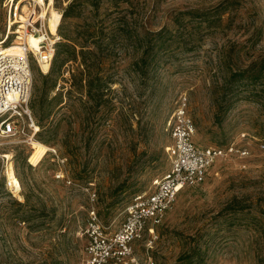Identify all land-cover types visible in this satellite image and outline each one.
<instances>
[{
  "label": "rangeland",
  "instance_id": "1",
  "mask_svg": "<svg viewBox=\"0 0 264 264\" xmlns=\"http://www.w3.org/2000/svg\"><path fill=\"white\" fill-rule=\"evenodd\" d=\"M49 6L61 14L56 45L75 52L60 74L31 62L38 130L0 138L10 155L0 157V264H78L91 209L106 232L118 228L132 196L168 167L182 98L197 144L235 141L252 153L218 158L202 184L181 189L127 264H264V0H52V26ZM8 10L0 0V38ZM85 54L90 93L83 76L75 85Z\"/></svg>",
  "mask_w": 264,
  "mask_h": 264
},
{
  "label": "built area",
  "instance_id": "2",
  "mask_svg": "<svg viewBox=\"0 0 264 264\" xmlns=\"http://www.w3.org/2000/svg\"><path fill=\"white\" fill-rule=\"evenodd\" d=\"M19 1L9 0L5 31L0 38V138L26 134L31 128L36 132L29 106L31 62L35 61L40 68L46 64L48 71L60 39L58 26L57 35H50L47 30L48 13H43V8L48 10V0H45L46 6L37 0H26V13L23 5L19 13ZM23 14V20L17 18ZM12 34L14 39H10ZM30 34L39 37L38 49L27 43ZM168 126L171 139L165 147L168 167L154 180L152 189L132 196L122 223L113 232L105 231L94 209L89 211L85 255L78 264H127L132 244L145 232L154 235L181 189L202 184L218 158L242 159L252 153L250 146L235 141L225 145L197 144L196 127L185 98L178 101ZM258 147L264 150V140H260ZM5 155L0 153L1 158H6ZM57 177H63V173L60 171Z\"/></svg>",
  "mask_w": 264,
  "mask_h": 264
},
{
  "label": "trees",
  "instance_id": "3",
  "mask_svg": "<svg viewBox=\"0 0 264 264\" xmlns=\"http://www.w3.org/2000/svg\"><path fill=\"white\" fill-rule=\"evenodd\" d=\"M72 8H73V3H70L66 9V13H65L66 16L69 15L70 10H72ZM63 51H65V55L60 57V54ZM73 51L75 52L74 46L68 45L64 42L57 43L56 48H55V53L53 55V59H52L49 70L60 74L59 70H60L61 65L65 63L66 61H69L72 59ZM87 56L88 54L83 55V61L86 67L81 72H78L80 74V78H78V81H75V85L77 87H81V81H82V76H83V80L85 79L87 81L88 92L90 93V89H92L93 86L95 85V82H94L95 78L92 75V70L90 69V66L86 62L87 60L89 61Z\"/></svg>",
  "mask_w": 264,
  "mask_h": 264
},
{
  "label": "bare ground",
  "instance_id": "4",
  "mask_svg": "<svg viewBox=\"0 0 264 264\" xmlns=\"http://www.w3.org/2000/svg\"><path fill=\"white\" fill-rule=\"evenodd\" d=\"M37 1L40 4L45 3V0H37ZM48 1H49V5H52V0H48ZM49 9H50V17L52 18V21H51L52 26L54 28H57V26L59 24V21H60V18H61V14L55 12V10L51 9L50 6H49ZM44 12L45 11L43 10V13ZM48 12H49V10H48ZM17 18H20L21 20H23L24 19V15H21L20 17L17 16ZM18 22H20V21H18ZM52 26H50V23L48 22L47 30H48L49 34L51 33L50 35H56L55 34L56 32L53 30L54 28ZM38 42H39V37L38 36L30 34L27 37V43L33 49H38L39 48ZM42 69H43L44 72H46L47 71V65L43 64L42 65ZM35 130L36 131L38 130L37 125L35 127ZM5 156L9 158L10 155L6 154ZM7 182L9 184V186L11 187V189L13 190L12 192H14L15 195L21 197L20 191L22 189V186H21V182H20L18 176L15 174V171H14V168H13V165H12V161H8V164H7Z\"/></svg>",
  "mask_w": 264,
  "mask_h": 264
}]
</instances>
